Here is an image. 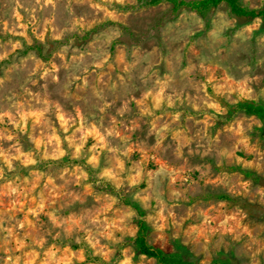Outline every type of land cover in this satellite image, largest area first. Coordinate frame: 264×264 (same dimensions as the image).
<instances>
[{
	"label": "rangeland",
	"instance_id": "1",
	"mask_svg": "<svg viewBox=\"0 0 264 264\" xmlns=\"http://www.w3.org/2000/svg\"><path fill=\"white\" fill-rule=\"evenodd\" d=\"M147 1L0 0V264H264V21Z\"/></svg>",
	"mask_w": 264,
	"mask_h": 264
},
{
	"label": "trees",
	"instance_id": "2",
	"mask_svg": "<svg viewBox=\"0 0 264 264\" xmlns=\"http://www.w3.org/2000/svg\"><path fill=\"white\" fill-rule=\"evenodd\" d=\"M172 9L180 7H187L198 13H204L211 7L216 6L218 3L223 2L226 4L228 10L238 16L256 17L259 16L264 21V9H248L240 5L237 0H170ZM159 0H148V4H156ZM237 109L247 114H252L257 117L264 125V106L255 101H244L237 105ZM136 213L139 216L138 229L134 241L135 248L142 254L151 256L156 264H195L191 261L184 259L177 252H165L159 248L148 245L144 240V231L146 229V222L141 218L142 211L135 207ZM208 264H233L227 259H217L209 262Z\"/></svg>",
	"mask_w": 264,
	"mask_h": 264
}]
</instances>
